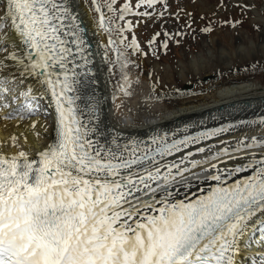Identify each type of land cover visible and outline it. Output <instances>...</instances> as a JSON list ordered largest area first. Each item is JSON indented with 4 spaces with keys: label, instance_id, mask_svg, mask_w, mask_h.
Segmentation results:
<instances>
[{
    "label": "snow or ice",
    "instance_id": "1",
    "mask_svg": "<svg viewBox=\"0 0 264 264\" xmlns=\"http://www.w3.org/2000/svg\"><path fill=\"white\" fill-rule=\"evenodd\" d=\"M91 3L122 69L131 62L127 55H148L134 34L138 25L127 18L155 20L170 8L168 0ZM76 6V0H0V94L31 76L55 108L54 141L33 154L13 135L17 151H0V264H236L249 225H264V135L217 151V145L196 147L170 162L166 157L229 128L170 142L167 133L150 143L120 133L102 140L77 103L79 77L91 71V61ZM160 36L148 40L153 54ZM32 93L28 87L21 95ZM12 118L11 112L3 117ZM253 123L264 126V118ZM185 174L211 183L195 198H178L177 177L191 188Z\"/></svg>",
    "mask_w": 264,
    "mask_h": 264
},
{
    "label": "bare ground",
    "instance_id": "2",
    "mask_svg": "<svg viewBox=\"0 0 264 264\" xmlns=\"http://www.w3.org/2000/svg\"><path fill=\"white\" fill-rule=\"evenodd\" d=\"M173 1L175 0L168 2ZM181 1L188 4V10L195 8L200 12L202 10L213 12L212 3L216 2V0H199L194 4L193 0ZM254 2L255 0H249V4L253 5L254 13L259 15L258 9L254 8ZM76 4L75 11L84 29L83 37L91 61L88 65L91 71L79 77L81 83L78 88L81 99L77 103L82 110L83 118L85 120L92 118V122L104 133L102 140L107 141L113 134L120 133L126 139H138L150 143L152 137L167 133L170 142L172 139H182L185 135H194L221 126L229 128L228 132L212 140L204 141L201 145L190 146L184 153L166 157V161L170 162L178 160L187 151H195L196 147L217 145L218 147L213 149L217 151L220 147H234L236 141L245 136L264 135V126L253 123L264 118V79L258 82L253 81L249 76H243L223 81L218 92L209 97L211 100L207 101L205 98L208 97L201 95L197 96V100H190L183 106L172 107L160 95L158 96L160 90L154 87L146 62L143 65L145 68L143 74L141 69L135 68L125 72L126 75L131 73L127 82L117 77L119 75L117 71L116 73L111 71L116 68L112 65L116 60L113 56V45H109L105 31L99 27L98 14L93 10L91 0H76ZM166 22L171 27L177 25L174 18H169ZM237 39L240 41L237 46H233L234 48L220 46L219 51L215 48L216 41L211 39L212 42L208 41L203 45V51L200 54L192 56L189 61L181 60L180 64L175 66L181 80L189 84L193 82V76L209 78V75H215L217 72L214 67L218 66L221 59L228 58L233 61L235 59L237 63L239 60L247 64L258 55L264 58V37L261 43L245 34L237 35ZM169 69L171 67L163 66L162 72L167 74ZM24 81L23 85L13 88L11 93L0 94V104L6 102L9 105L7 108H0V151L9 154L17 151L11 146L10 138L13 135L19 138L17 142L25 150L33 154L55 139V108L50 94L41 95V92L46 89L42 88L34 77L27 76ZM212 83V80L208 79L203 86L208 85L210 88L213 87ZM28 87L33 89L32 96L21 95L27 91ZM125 90L129 95H125ZM29 105L31 108L28 107ZM90 105L95 107V112L88 111ZM9 112L14 118L3 119ZM20 115L25 118L23 120L16 118ZM33 122H36L34 129ZM36 133H39V136ZM25 136L27 143L24 142ZM221 141L226 143L222 144ZM204 155H210V153L198 154L191 159L199 160ZM185 175L188 176L191 188H177L180 193L178 198H183L185 195L190 197L199 195L211 183H200L190 174ZM180 182L182 178L177 177V183ZM258 225L261 224H250L241 238L236 264H264V243H262L264 225L258 229L260 231L250 235V232H253Z\"/></svg>",
    "mask_w": 264,
    "mask_h": 264
},
{
    "label": "rangeland",
    "instance_id": "3",
    "mask_svg": "<svg viewBox=\"0 0 264 264\" xmlns=\"http://www.w3.org/2000/svg\"><path fill=\"white\" fill-rule=\"evenodd\" d=\"M197 1L199 0H193L194 4H196ZM118 3H120V0H118ZM170 3L168 12L165 13L162 18L157 16L155 20H147L145 18L143 21L131 16L127 18L138 25L134 29V34L140 42L143 51L147 52L148 55H127V59L131 61L128 65L130 67L123 69L120 64L117 63V60L113 61L112 65L117 69L114 68V70L111 71L115 73L117 71L119 74L117 77H121L120 80L126 75L125 72L131 68H135L136 70L141 69L143 74L145 69L143 65L146 62L148 64L147 70L150 72V79L153 84H155L154 87H156V89L159 88L158 91L160 90L158 96L160 95V97L172 107L175 105L178 107L183 106L189 103L190 100H197V96L201 95L202 97H208L205 98L207 101L211 100L209 97H212L213 94L218 92L221 88L220 84L223 81L234 80L235 78L243 76H249L253 81H263L264 58L262 55H258L256 59L251 60L247 64L241 63L239 60L237 63L235 59L234 61L231 59L228 60V58L225 60L221 59L218 66L214 67L217 72L215 75H209V78L208 76L204 78L201 76H193V82L189 84L181 80L175 66L179 65L181 60L189 61L192 56L200 54L203 51V45L207 44L211 39L216 41V50H218L220 46H231L232 48H234L233 46L235 45L237 46L240 43L237 39V35L239 34L250 36L261 43L264 37V0H255L254 2V8L258 9L259 15L254 13L253 5L251 6V4H249V0H216V2L212 3L214 5L213 12L209 10H202V12H200L195 8L188 10V4L181 0H175ZM162 10L163 9L159 7L156 9V11ZM169 18L175 19L177 24L175 27L167 25L168 23L166 21L169 20ZM233 24L235 25L234 27ZM205 28H211L212 30L210 32H205L203 31ZM156 32H161V36L154 46L155 54H153V50L148 46V40L155 35ZM164 32H168L172 38L167 39L163 35ZM104 34L106 38L108 37L107 40H109L110 34H107V32ZM125 35H128L129 40L131 39L132 34L125 33ZM111 38L119 41V37L116 33H112ZM166 39L168 43L167 49L162 47ZM125 43H127V41ZM112 47L113 50L115 46ZM113 52V56L116 59V52L114 50ZM109 64L111 65V63ZM163 66L171 67V69L167 71V74L162 72ZM129 75H131V73H127V77ZM208 79H211L213 82V87H210L211 89L208 85L203 86V83ZM180 187L181 182L176 185V188ZM192 198H195V196ZM260 227L261 225H258L253 232H250V235L251 233L253 234L260 231L258 230ZM258 235H260V233ZM258 235L256 236L258 237Z\"/></svg>",
    "mask_w": 264,
    "mask_h": 264
}]
</instances>
